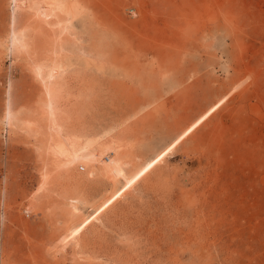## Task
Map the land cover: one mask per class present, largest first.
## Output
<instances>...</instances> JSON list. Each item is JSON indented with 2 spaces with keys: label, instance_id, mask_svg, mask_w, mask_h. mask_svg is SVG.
Listing matches in <instances>:
<instances>
[{
  "label": "rangeland",
  "instance_id": "1",
  "mask_svg": "<svg viewBox=\"0 0 264 264\" xmlns=\"http://www.w3.org/2000/svg\"><path fill=\"white\" fill-rule=\"evenodd\" d=\"M12 1L0 0V264H264V0H62L58 39ZM12 15L26 52L10 48ZM34 64L66 69L64 130L123 135L130 171L198 123L79 250L58 236L121 183L52 168ZM73 190L78 219L60 195Z\"/></svg>",
  "mask_w": 264,
  "mask_h": 264
},
{
  "label": "bare ground",
  "instance_id": "2",
  "mask_svg": "<svg viewBox=\"0 0 264 264\" xmlns=\"http://www.w3.org/2000/svg\"><path fill=\"white\" fill-rule=\"evenodd\" d=\"M12 2L14 3L16 9L22 8V6H26L30 2V5L28 7L32 11L33 17L36 18L38 23L40 22L39 23L40 25L42 24L41 25L42 28L44 27L46 29L48 28L47 31L50 30L52 32L50 35L54 34V36H56L58 34L61 35L63 32H65V34L66 32H68L69 25H67V21L65 20L66 18L63 19L62 17H60L61 14L66 13V8L62 0H13ZM68 2L69 4L67 3L68 4L67 7L70 8V6H72L73 4V0H68ZM12 16L14 17V15ZM10 22L11 23L9 26L10 29L8 32V36L10 38L9 43L11 50L17 53L26 52L28 46L26 38L29 39V35L28 37H26L25 35L26 32L24 31V29L22 31L17 27V22L15 17ZM37 26L39 30L37 31L43 32V29L42 31H40L41 27L39 25ZM31 27H32L31 29H34L35 26H31ZM58 65L52 67H39L36 66L35 64L33 65L34 72L38 80L40 81L39 84L41 85L40 87L42 93L41 94L42 107L40 105L39 110L40 108H42L41 110H43V114H44L42 116H44V118L47 119L45 126L47 130V134L45 133L47 140L45 143L43 142L45 145L42 143L45 151L44 155L48 158V160L52 164V168L56 172L60 173L59 175H61L62 177H66V179H71L72 177L71 175L73 174V172H82L84 174H89L90 176H100L104 178L105 181L107 180V182H111L113 185L115 183H121L120 189L111 194H108L107 197L104 196L105 200L102 199V201L104 200L103 202L98 200L100 203L97 206V208L93 211L91 216H89L86 219L83 218V220L80 218L82 221H79L78 223H74V224L71 223L70 226H68L58 236V240H56L57 241L56 247L63 248L64 246L70 244L71 246H73V249L79 250L81 246V241H80L81 232L86 227H88L89 224L100 213L106 211L109 207H111L122 196L123 193L128 191L140 179H142L149 172H151L154 169V167H156L159 164L167 163L168 156L171 154L172 149L198 123L196 122L191 126H189L184 132L178 135L169 145H167L165 149L152 156L149 155L150 157H147L145 160L143 159L140 163L138 162V165L134 167V170L132 169L130 171L128 169V166L130 168V165L126 161V157L128 158V156L126 153V141L122 138L123 135L122 137L120 136L121 134L120 135L118 134L119 135L118 136L113 133L112 134L108 133L103 135L99 133H98L99 135H93V134L86 135L82 133L64 130V126L67 125L65 121H62V115L65 114V112L63 111V100L65 97L63 98V94H62L63 90L60 85L61 84L60 81L63 82V80H65V76L63 75L66 69L64 70L62 67ZM70 83L73 84L72 82ZM214 108H216V105L213 107L211 106V109L209 111H212ZM14 115L8 107L6 109V112L4 113V120H5L4 122H6L9 127H11L13 125V122L16 121L14 120V118H17V116L15 117ZM36 132L40 133V131L38 130ZM43 137L45 136L42 135L41 138ZM108 188L110 189V187ZM73 192L74 190L69 192H62L60 193V195L63 196L64 199L66 198L67 200L66 202H68V206L70 208L68 209L70 210L71 214L75 215V217H77L78 219V216L81 215L80 207L82 206H80L81 202L77 198L71 196V193Z\"/></svg>",
  "mask_w": 264,
  "mask_h": 264
}]
</instances>
